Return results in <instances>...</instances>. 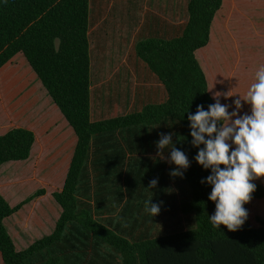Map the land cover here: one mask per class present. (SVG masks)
<instances>
[{"label":"trees","instance_id":"1","mask_svg":"<svg viewBox=\"0 0 264 264\" xmlns=\"http://www.w3.org/2000/svg\"><path fill=\"white\" fill-rule=\"evenodd\" d=\"M222 4L223 0H188L189 20L181 36L137 42L136 56L164 85L165 103L93 122L91 0H0V69L23 54L77 136L63 189L52 194L62 212L50 236L18 252L4 221L46 191L15 207L0 193L4 264H264V178L252 181L256 190L244 205L248 218L242 227L237 231L224 225L214 228L210 216L215 203L208 199L211 185L206 182L211 169L195 160L199 148L192 145L187 118L198 105L208 110L214 103L195 53L208 45ZM115 133L135 135L138 155L150 153L161 133H171L173 144L165 148L169 162L175 146L187 155L190 167L180 170L181 177L170 175L176 169L173 163L160 162V171L154 173L144 171L143 163L140 172L117 175L121 217L119 227L113 228L94 212V206L101 213L106 211L102 196L107 177L90 173L88 165L95 140ZM35 140L34 132L24 128L0 136V167L28 160ZM153 179H158L153 188L157 194L147 188ZM162 182L188 188L179 209L191 221L184 230L154 236L146 228L138 236L142 223L137 216L146 201L161 203L167 189Z\"/></svg>","mask_w":264,"mask_h":264},{"label":"crops","instance_id":"2","mask_svg":"<svg viewBox=\"0 0 264 264\" xmlns=\"http://www.w3.org/2000/svg\"><path fill=\"white\" fill-rule=\"evenodd\" d=\"M187 2L128 0V27L137 26L138 41L179 37L189 20ZM91 31L90 21V43ZM137 42L133 62H128L124 55H117L120 62L118 67L109 69L106 65L99 69L96 86L92 61L93 122L125 116L139 112L147 105L167 101L164 85L137 58ZM195 56L206 76L212 99L216 93H220V103L229 105V112L236 110L234 101L245 97L248 87L254 82L256 71L264 66V0H223L212 22L210 41L206 47L197 50ZM111 70L118 79L116 85H103L109 80ZM130 78L131 82H128ZM224 94L232 96L225 98ZM242 99L243 107L239 114H251L250 105ZM15 128L31 130L36 140L28 160L8 162L0 167L1 195L10 206L15 207L42 190L41 174L47 175L50 187H53L51 191L44 189V195L34 198L4 221L16 250L23 252L55 230L62 210L52 194L63 189L64 184L58 186L61 173H65L66 180L77 136L21 53L0 69V136ZM159 154L161 152L155 145L147 155H138L136 137L131 134L115 133L95 140L88 169L90 173L107 177L102 196L105 213L94 206L100 220L113 228L119 227L121 184L117 175L131 174L144 166L146 172L160 171L158 168L162 160L149 162L144 159L149 155L159 157ZM163 162L170 164L169 161ZM21 172L27 176L18 181V173ZM26 179L28 186L22 183ZM57 187L59 190L55 191ZM137 218L142 223L138 236L146 228L154 236L159 234V231H155V217L150 212ZM0 264H4L1 253Z\"/></svg>","mask_w":264,"mask_h":264},{"label":"clouds","instance_id":"3","mask_svg":"<svg viewBox=\"0 0 264 264\" xmlns=\"http://www.w3.org/2000/svg\"><path fill=\"white\" fill-rule=\"evenodd\" d=\"M224 95L225 98L232 96ZM220 96V93L214 95L215 103L208 110L198 105L195 114L187 118L192 145L199 148L195 160L204 169H211L206 178L211 185L208 199L215 203L210 222L214 228L224 225L229 231H237L248 218L244 205L251 201L256 190L252 181L264 178V66L256 71L254 82L241 98L250 105L251 114H239L243 107L241 99L234 101L236 110L229 112L230 106L221 104ZM170 144H173L172 134L161 133L156 142L160 152ZM170 163L176 165L171 176L182 177L180 170L190 167L187 155L175 146L171 148ZM157 184L158 179H153L149 187L155 188ZM145 211L156 216L160 205L146 201Z\"/></svg>","mask_w":264,"mask_h":264},{"label":"rangeland","instance_id":"4","mask_svg":"<svg viewBox=\"0 0 264 264\" xmlns=\"http://www.w3.org/2000/svg\"><path fill=\"white\" fill-rule=\"evenodd\" d=\"M127 7L128 0H91V50L95 86L98 84L97 74L99 69H103L102 67L106 65L109 69L118 67L120 62L117 55H124L127 57L126 60L128 62H133L132 55L134 53V45L139 40V33H137L135 29L137 27L136 25L135 28L132 27L129 29L128 27L126 21ZM112 70L110 71L109 80L103 85H116L118 79L113 75L114 70ZM128 82H131V78ZM144 159L149 162H155L156 159L158 161H169V155L167 152L163 151L159 154V157L149 155ZM141 170L142 169L137 168L132 174L140 172ZM18 174V181L27 176L22 172ZM64 180L65 173L63 172L61 173L58 186H62ZM40 181L42 185L41 189H47L46 191L53 190V187H50V181L47 180V175L41 174ZM22 183L28 186L27 179ZM163 183L167 189L160 203V213L154 216L156 220L155 231L161 233L184 230L191 221V218L184 216L180 212L179 206L183 198H186L188 188L183 185L167 182H162L161 186ZM147 188L151 191L150 194L155 193L154 189L149 187V185H147ZM116 189L117 186L115 190ZM56 190H59V187H57L55 191ZM147 213L149 212L145 211V207H143L140 212L141 216L147 215Z\"/></svg>","mask_w":264,"mask_h":264}]
</instances>
